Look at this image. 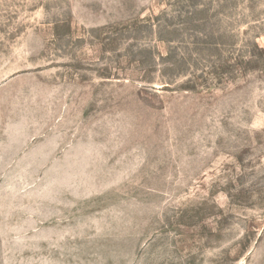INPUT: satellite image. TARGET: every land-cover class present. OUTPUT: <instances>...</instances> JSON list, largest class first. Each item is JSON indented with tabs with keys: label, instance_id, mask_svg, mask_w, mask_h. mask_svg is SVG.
<instances>
[{
	"label": "rangeland",
	"instance_id": "rangeland-1",
	"mask_svg": "<svg viewBox=\"0 0 264 264\" xmlns=\"http://www.w3.org/2000/svg\"><path fill=\"white\" fill-rule=\"evenodd\" d=\"M0 264H264V0H0Z\"/></svg>",
	"mask_w": 264,
	"mask_h": 264
}]
</instances>
